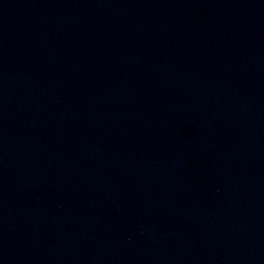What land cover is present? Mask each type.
I'll list each match as a JSON object with an SVG mask.
<instances>
[{"label": "water", "instance_id": "95a60500", "mask_svg": "<svg viewBox=\"0 0 264 264\" xmlns=\"http://www.w3.org/2000/svg\"><path fill=\"white\" fill-rule=\"evenodd\" d=\"M0 264H264V0H0Z\"/></svg>", "mask_w": 264, "mask_h": 264}]
</instances>
